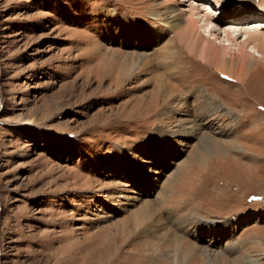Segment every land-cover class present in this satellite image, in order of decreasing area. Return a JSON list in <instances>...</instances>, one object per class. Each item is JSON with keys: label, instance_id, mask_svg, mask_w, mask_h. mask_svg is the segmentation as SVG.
<instances>
[{"label": "rangeland", "instance_id": "1", "mask_svg": "<svg viewBox=\"0 0 264 264\" xmlns=\"http://www.w3.org/2000/svg\"><path fill=\"white\" fill-rule=\"evenodd\" d=\"M155 1L0 0V264H219L202 249L264 264V52L238 86L188 55ZM179 8L264 31V0Z\"/></svg>", "mask_w": 264, "mask_h": 264}, {"label": "bare ground", "instance_id": "2", "mask_svg": "<svg viewBox=\"0 0 264 264\" xmlns=\"http://www.w3.org/2000/svg\"><path fill=\"white\" fill-rule=\"evenodd\" d=\"M155 2H156L155 3L156 9L154 10V15L161 22H163L164 25H166L168 28L176 32L174 38H179L182 43L184 41L183 43L184 50L187 51L188 55L190 54L194 55L196 58L198 57L202 59L204 63L214 66L221 73L228 75L229 79L233 80L236 85L238 84H239L238 86L246 85L247 78H248L247 76L250 70L253 69V63H255V61L250 58L252 56L257 57V58H263L264 31H261V29L258 30V27L256 26H255V29L253 30H251L248 27L242 29L241 27L237 28L236 26H232V27L229 26L226 28L221 27L222 28L221 29L219 25L217 26L215 24V22L220 23V21H223V19L220 18L219 15L215 14L216 11L210 12L209 9L205 10L204 12L205 18L201 19V18L195 17L192 13L186 16L184 11L179 8V4L180 2H182V0H156ZM201 6H202L201 9L203 10L206 9V4H201ZM207 8L209 7L207 6ZM195 9L201 10L200 8H198V6L195 7ZM230 19H231V22L229 23H232L233 21L239 22L241 17L237 19H233V18H230ZM235 31H237L238 34L240 31L245 32L241 40L243 41L242 45L237 46L236 48L231 47V45L235 44V41H236L235 36L233 35V32ZM218 33H221L222 36L219 37ZM217 37H219V39H216ZM218 40L219 42H217ZM249 44L250 46H252V48L253 47L256 48L257 53L254 54L255 51H251L248 49L247 45ZM164 54L165 55L162 58L163 60L166 59L169 55H172L173 59H175L177 55V51H173L170 54L165 52ZM134 59L135 61H137V64L133 63L135 67L146 66L150 61H152V58L149 57L148 54H138L137 56L134 55ZM173 59L171 60V62L175 61V60L173 61ZM138 62H139V65H138ZM164 65L168 66L169 60L165 61ZM155 84H156V90L154 89L155 90L154 94L156 95L158 94V96L163 98L164 103L169 102L168 101L170 100L169 97L171 98L175 97L174 94L172 93V90L170 89V87H172L173 85L167 82L164 79L162 74H159L158 76H156ZM203 94H206V93H203ZM209 96L210 95L203 96L205 98V105L207 107L206 111L207 112L215 111L216 109L220 107V103L216 100V98L212 96L209 97ZM166 107H168L167 104H166ZM185 126L179 127L176 132L187 133V134H194L196 132V128L193 127L194 125L191 127L190 126L185 127ZM153 211H154L153 209L143 210L142 212L138 214L137 219L141 220V224L143 225V227L152 223V219L154 216ZM191 217L194 218V216L192 215L189 218ZM185 218L186 216L183 218V220L186 221ZM154 239L155 240L153 241V243H148L147 245H150V248L158 253L159 244H156L157 237H155ZM178 244H180V242ZM262 246L263 245H260L257 243L252 248L256 250L257 248L262 247ZM182 247L184 248V250L188 251L190 249L192 250V248L197 247V245L186 240L183 243ZM201 251L203 255H198L197 258L201 259L203 256L204 260H210L211 262H213L214 260L215 262L219 261L218 262L219 264H239L242 260L249 259V258L254 260V258L250 256V254H248L247 252H244V253L241 252V254H239L236 258H228L222 253L212 254V252L206 249H202ZM171 259H172L171 264H178L177 257L174 256V257H171ZM145 264H148V263H145ZM162 264H167V263L163 262Z\"/></svg>", "mask_w": 264, "mask_h": 264}]
</instances>
